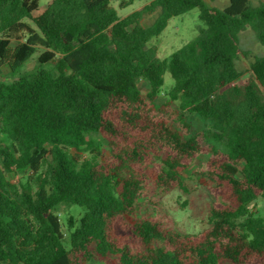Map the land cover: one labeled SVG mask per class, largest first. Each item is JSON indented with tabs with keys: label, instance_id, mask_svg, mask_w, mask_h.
Here are the masks:
<instances>
[{
	"label": "trees",
	"instance_id": "obj_1",
	"mask_svg": "<svg viewBox=\"0 0 264 264\" xmlns=\"http://www.w3.org/2000/svg\"><path fill=\"white\" fill-rule=\"evenodd\" d=\"M112 1L0 0V264H264V218L250 210L264 198V56L244 80L236 64L245 29L264 46V2L153 0L121 18ZM195 8L205 28L160 59L150 42ZM186 113L210 127L193 132ZM188 169L212 195L198 233L162 203ZM62 203L84 211L67 236Z\"/></svg>",
	"mask_w": 264,
	"mask_h": 264
},
{
	"label": "rangeland",
	"instance_id": "obj_2",
	"mask_svg": "<svg viewBox=\"0 0 264 264\" xmlns=\"http://www.w3.org/2000/svg\"><path fill=\"white\" fill-rule=\"evenodd\" d=\"M51 1L52 0H39L40 8L44 9ZM151 1L153 0H134L131 5L123 9L118 7V0H113L111 5L117 10L119 17L124 18L129 14L140 10ZM205 1L208 3L207 0ZM261 2H264V0H249L250 5L252 6H256ZM228 5L229 0H220L217 7L225 9ZM198 15L199 11L195 8L182 16L172 18L163 33L150 42L151 46L156 47L157 56L160 59L169 58L173 52L193 40L198 36L199 31L205 28L203 23L199 20ZM154 17V14L144 16L141 20V25H150ZM240 47L242 51L250 52L247 57L240 53L239 59L236 62L238 69L244 72L242 78L244 80L250 75L249 63L252 56H264V46L258 42L255 33L247 28L240 34ZM41 53L42 49H38L31 59L25 63L21 69V73L34 71L38 67V57ZM52 66L53 63H49L45 67L49 69ZM13 79L14 78L9 74V70L4 67L1 80L10 83ZM172 85L173 80L169 72H166L164 75V86L160 91L158 103H162L166 100V93ZM138 87L143 94H146L150 89L148 83L142 79L138 81ZM184 119L186 123L190 125L193 132L208 129L211 124L208 120H205L196 114L186 113ZM90 137L95 138L104 144V141L98 136L89 135L88 138ZM88 155L89 154L86 152L83 154V157H87ZM183 178L186 188L170 191L162 198V203L182 232L198 233L209 226V204L212 201V195L208 189L197 184L196 179L191 175V169L184 171ZM8 179L17 180L14 175H8ZM250 210L256 217L264 218V198H259L254 201L250 206ZM83 212V209L79 206L67 203H62L56 207L55 214L60 218L66 236L68 235L66 227L67 220L70 217H73L75 223H78ZM87 264L99 263L92 261Z\"/></svg>",
	"mask_w": 264,
	"mask_h": 264
},
{
	"label": "crops",
	"instance_id": "obj_3",
	"mask_svg": "<svg viewBox=\"0 0 264 264\" xmlns=\"http://www.w3.org/2000/svg\"><path fill=\"white\" fill-rule=\"evenodd\" d=\"M205 1V0H204ZM208 1V5H210V6H216L217 7V5L220 3V0H207ZM219 8V7H218Z\"/></svg>",
	"mask_w": 264,
	"mask_h": 264
}]
</instances>
